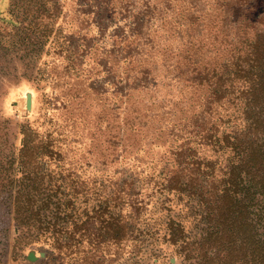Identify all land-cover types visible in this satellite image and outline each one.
<instances>
[{
  "label": "rangeland",
  "instance_id": "rangeland-1",
  "mask_svg": "<svg viewBox=\"0 0 264 264\" xmlns=\"http://www.w3.org/2000/svg\"><path fill=\"white\" fill-rule=\"evenodd\" d=\"M219 2L0 0V40L15 30L13 21L49 35L45 47L33 51L27 43L15 55H2L10 46L2 51L0 42V264H183L182 242L170 244L167 227L181 223L186 234L200 239L198 217L186 197L193 192L180 194L169 186L176 175L196 176L187 163L206 161L207 170L208 161H218L217 170L225 166L228 153L191 141L203 116L214 118L220 136L242 123L235 101L214 105L205 115L207 86L187 81L195 58L198 66L215 69L240 49L232 39L214 37L221 25ZM256 2L253 15L264 17V0ZM166 59L179 84L172 105L162 108L165 87L143 81L141 70L146 63L158 77ZM28 177L37 181L31 192L41 211L40 221H25L36 227H54L49 215L60 200L65 210L55 225H81L88 220L82 216L86 207L98 208L105 198L114 207L116 187L124 186L128 198L125 192L121 198L136 206L142 223L137 240L119 250L110 242L97 247L87 228L82 242L77 235L73 249L61 253L51 244L70 234L19 232L14 205L20 196L24 202ZM73 204L77 214H71Z\"/></svg>",
  "mask_w": 264,
  "mask_h": 264
},
{
  "label": "trees",
  "instance_id": "trees-1",
  "mask_svg": "<svg viewBox=\"0 0 264 264\" xmlns=\"http://www.w3.org/2000/svg\"><path fill=\"white\" fill-rule=\"evenodd\" d=\"M219 4L221 25L214 37L232 39L240 49L225 58L215 69L207 66L203 68L202 64L198 66V57L195 58L190 62L192 67L188 71L190 75L187 81L207 86V98L203 104L205 115H210L214 105L235 101L242 117L241 128L230 135L220 136L213 124L214 118L202 117V124L197 127L191 141L197 147L209 145L229 155L224 161L225 166L222 165L219 170L213 166L218 161L206 163L207 168L211 166L210 170L203 169L206 161H195L192 163L193 169L190 163L186 164L191 174H196L195 177L189 174L176 175L172 180L169 186L172 192H193L186 197L193 213L197 212L200 239L192 237V232L186 234L182 224L175 221L168 224L167 234L170 244L182 242L178 255L183 259V264H264V17L253 15L256 0H220ZM12 26L16 27L13 34L0 40L2 51H8L6 46H10L9 53L2 52V55H15L24 50L17 47L21 45L25 48L27 43L34 45L31 50L37 51V48L45 47L48 42L49 35L40 31L28 32L24 21H13ZM192 37L188 35V38ZM179 40L184 41V37L181 36ZM197 51L200 57H206L202 50ZM176 58L175 55L172 60L175 62ZM168 61L166 59L163 62L158 77L154 76L156 70L146 63L141 70L143 81L151 83L156 80L165 87L166 94L159 96L162 108L172 105L174 99L171 96L179 84V76L170 72L173 64ZM201 62L204 63V59ZM174 79L177 81L174 82ZM143 88L148 89L144 84ZM26 143L27 138H24V148ZM24 181L23 185L28 191L23 193L24 202L20 196L21 199L16 200L14 205V221L19 232L27 233L35 229L40 234L52 230L60 233L61 237L66 234L67 238L70 234L69 240L61 241L59 237L51 244L59 252H70L73 249L72 241L77 235H80L79 242H82L86 238L87 228L95 233L97 247L110 242L119 250L121 246L129 244L127 240H137L135 236L142 223L139 221L140 215L136 216V206L121 198L126 189L124 186L116 187L114 207L107 203L109 198L102 199L98 208L88 210L90 208L86 207L81 212L83 217L87 216V221L79 225L76 221L80 220H76L70 229L55 225L65 210L62 209L61 200L55 201L56 205L49 215L55 219L54 227H36L35 223L25 221L29 217L40 221L41 210L36 211L33 205L34 195L31 191L36 187V179L28 177ZM205 188L208 189L207 194H203ZM124 195L127 196V193ZM74 206L71 214L78 213L79 208ZM196 249L198 253L193 255ZM185 251H189L188 256L184 255Z\"/></svg>",
  "mask_w": 264,
  "mask_h": 264
},
{
  "label": "water",
  "instance_id": "water-1",
  "mask_svg": "<svg viewBox=\"0 0 264 264\" xmlns=\"http://www.w3.org/2000/svg\"><path fill=\"white\" fill-rule=\"evenodd\" d=\"M32 106V99L31 97H29L28 99V108L30 109ZM42 256H44V254H42ZM37 257L34 254H31L30 260L31 261H36Z\"/></svg>",
  "mask_w": 264,
  "mask_h": 264
}]
</instances>
